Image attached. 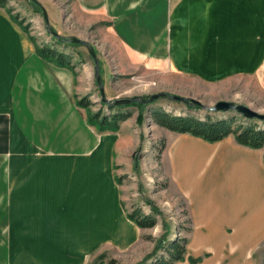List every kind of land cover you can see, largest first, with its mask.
Returning <instances> with one entry per match:
<instances>
[{
	"label": "crops",
	"instance_id": "0c3cea01",
	"mask_svg": "<svg viewBox=\"0 0 264 264\" xmlns=\"http://www.w3.org/2000/svg\"><path fill=\"white\" fill-rule=\"evenodd\" d=\"M74 2L105 21L122 49L95 46L110 100L123 93L115 92L120 78L138 73L264 84V0ZM12 16L0 7V264H106L104 253L135 264L154 248L142 241L148 228L128 219L120 185L141 144L137 114L115 129L101 127L130 107L89 121L78 105L95 84L87 51V59L59 51L63 64L46 59ZM152 125L166 140L160 175L184 199L190 220L185 258L174 264H264V148Z\"/></svg>",
	"mask_w": 264,
	"mask_h": 264
},
{
	"label": "rangeland",
	"instance_id": "374dc122",
	"mask_svg": "<svg viewBox=\"0 0 264 264\" xmlns=\"http://www.w3.org/2000/svg\"><path fill=\"white\" fill-rule=\"evenodd\" d=\"M6 1L8 8L12 10V14L17 15L24 21V25L28 27V32L34 38L37 46L41 48L50 47L58 51L67 52L73 49V52H76V54L80 53L86 59L88 58L86 50L82 46L69 43L61 44L46 33L41 12L40 10L39 12L35 10L34 7L37 6L34 3L26 0ZM37 1L46 10L50 25L61 36H74L82 40L83 38H89L93 41H90V43L94 47L97 46L100 51L103 49V51L109 52H122V49L117 46L114 39L108 33L106 22L81 13L76 7L74 0ZM97 56L100 62L102 54L99 53ZM139 74L120 78L118 80L120 84H118L117 90L113 89V92L114 90L115 92H123L119 98H130L134 96L148 97L158 92H165L170 95H179L198 100L205 107H212L219 101H228L235 104H243L253 111L264 114V84L250 78L235 77L209 85L192 81L191 79L177 77L172 73H165L163 76L152 73L144 77V79H140ZM106 95L107 93L105 91ZM84 97L89 101V116H93L96 113L105 115L110 112L107 106L100 103L96 82L92 84V87L87 86L86 94L80 98ZM157 109H165L168 113H179L201 119L210 115L215 119H227L230 117L234 118L236 122L249 123L232 111L214 113L199 107L188 110L183 103L173 102L164 98L158 99L147 106L144 113V121L139 128L143 132L139 135L141 144L137 149L139 152L137 154L139 161L142 163V170L134 169L129 175H121L122 178L120 181L123 204L128 213L140 211L147 215H153L145 201L146 198H149L148 195L154 197L155 201H152L158 209L157 214L153 215L156 221L155 225L147 229L146 234L142 236L143 243L145 245L153 243L154 248L135 264H150L159 257L166 258L163 246L157 251L155 257L145 263L143 262L148 255L154 252L157 244L156 241L160 240L164 234L163 225H167L169 233L180 231L178 237H182L189 227L190 222L184 199L169 185L168 180L160 175L157 159L160 153L159 149L162 151L166 146V140L163 137V132L152 125L148 117L149 110ZM132 111L138 116V111L134 107L124 110V112ZM250 123L255 125L256 128L264 129V122L253 121ZM135 129L137 130L138 128ZM115 169L118 170V167ZM147 236L151 237V239L146 238ZM168 238L170 239L171 237ZM104 256L106 264H125L122 262L124 259H110L106 253H104Z\"/></svg>",
	"mask_w": 264,
	"mask_h": 264
},
{
	"label": "trees",
	"instance_id": "16d2710c",
	"mask_svg": "<svg viewBox=\"0 0 264 264\" xmlns=\"http://www.w3.org/2000/svg\"><path fill=\"white\" fill-rule=\"evenodd\" d=\"M33 5V4H32ZM0 7L6 8L8 13L12 10L8 8L6 0H0ZM37 12H39L38 7H34ZM12 19L17 22L19 26L23 28V30L28 33V27L23 25V20L20 19L17 15H13ZM31 40L35 43L34 38L31 36ZM56 40V39H55ZM57 41V40H56ZM58 42V41H57ZM61 44L65 42H59ZM36 51L38 54L46 59L49 60H56L57 62H65V55L58 50L52 49L50 47H39L36 46ZM155 102V101H154ZM153 102V103H154ZM78 105L84 108L89 107V101L86 97L80 98L78 100ZM150 104H139V103H132L126 106H119V107H108L109 110H121L129 107H134L138 111L137 116V124L141 125L144 119V113L146 111L147 106ZM185 105V104H184ZM188 110L197 109V106H189L185 105ZM149 118L151 119L152 123L164 128L168 131L178 133V134H189L191 136L201 138L209 143L217 142L222 140L227 136H232L235 142L241 146L251 148V149H262L264 148V129L256 128L255 125L251 124L250 122L253 121H261L258 119H248L240 116L244 120H246L247 124L242 122H236L234 118L228 117L227 119H220V118H213L210 115H207L205 118L201 119L198 117L190 116V115H182L177 113H168L165 109H157V110H149L148 111ZM129 112H117L112 116L111 125H102L103 130H107L109 128L115 129L119 122L125 121L127 118L130 117ZM101 116L100 113H96L95 115L89 116V121L93 119H97ZM107 118L104 116L102 118L103 123ZM264 122V121H261ZM161 151V149H159ZM138 150L135 152L134 156V169H138ZM264 162V158H263ZM120 181V179H119ZM146 204L150 208L151 214L155 215L158 212L154 202L146 198ZM127 212V211H126ZM153 215H147L140 211H134L133 213L127 212V217L130 221L135 223V225L141 229L145 228H152L156 221ZM164 234L162 235L160 240H157V244L155 246V250L153 253L148 255L144 259V263L148 260L155 257L157 251L164 246L166 258L159 257L155 259L150 264H174L175 262L182 261L185 258V246L187 244L186 237H176L172 240H168L167 237L169 235L167 225H163ZM187 230V229H186ZM188 231V230H187ZM146 238L151 239V237L147 236ZM160 242V243H159ZM166 245V246H165ZM190 263H195L197 260L189 259Z\"/></svg>",
	"mask_w": 264,
	"mask_h": 264
},
{
	"label": "water",
	"instance_id": "95a60500",
	"mask_svg": "<svg viewBox=\"0 0 264 264\" xmlns=\"http://www.w3.org/2000/svg\"><path fill=\"white\" fill-rule=\"evenodd\" d=\"M28 2L34 3L35 6L38 7V9L41 12L42 19L45 25V30L46 33H48L51 37L55 38L58 42H65L69 44H76L84 47L90 56L92 62H93V67H94V79L97 84V88L99 91V96H100V103L107 106V107H119V106H126L130 105L132 103H139V104H151L154 101L164 98L168 99L173 102H180L185 105L189 106H197L199 108L205 109L208 112H235L239 116H242L244 118L248 119H258L261 121H264V114H260L256 111L251 110L249 107L243 105V104H235L233 102H228V101H219L217 102L214 106L212 107H205L200 101L192 99V98H187V97H182L179 95H170L165 92H158L152 95H149L148 97H143V96H134L130 98H116V99H108L105 96V90H104V84L103 80L100 74V62L95 50V47L88 41L79 39L74 36H61L58 34L53 27L50 25L48 14L46 10L43 8V6L37 1V0H26ZM134 157V155H133Z\"/></svg>",
	"mask_w": 264,
	"mask_h": 264
},
{
	"label": "bare ground",
	"instance_id": "6f19581e",
	"mask_svg": "<svg viewBox=\"0 0 264 264\" xmlns=\"http://www.w3.org/2000/svg\"><path fill=\"white\" fill-rule=\"evenodd\" d=\"M22 107V106H21Z\"/></svg>",
	"mask_w": 264,
	"mask_h": 264
}]
</instances>
